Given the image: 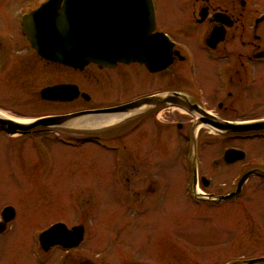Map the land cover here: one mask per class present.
<instances>
[{
  "label": "flooded vegetation",
  "instance_id": "obj_1",
  "mask_svg": "<svg viewBox=\"0 0 264 264\" xmlns=\"http://www.w3.org/2000/svg\"><path fill=\"white\" fill-rule=\"evenodd\" d=\"M44 1L46 0H0V14L9 12L12 15L17 11L21 33L28 40L22 31V16ZM151 1L152 13L142 26L149 28L151 34L160 33L162 36L157 41L155 57L161 60L168 58V62L161 68L151 69L140 61H118L113 66L88 63L82 68H74L45 59L34 49L44 64L56 65L67 74L78 73L81 78L74 80L73 77L66 76L68 79L62 77L41 87L38 92L41 101L55 104L76 103L77 108L38 117L86 111L87 120L83 127L71 125L75 121L73 120L65 125L37 126L26 131L12 130L0 125L1 138L6 139V147L12 149L10 152L7 150L8 153L0 152V172L4 170L6 173L0 179L1 184L6 183L11 175L15 179L17 166L19 169L25 166L23 163L26 157L21 156L20 148V145L23 147L25 138L30 136L32 139V134L37 132H53L54 135L50 137L53 140L51 144L58 143L69 148L80 141L87 145L86 150L90 149L89 155L95 163L93 174L97 176L107 174L99 171V166L96 165L106 160L104 155L109 154L113 168L108 175L110 183L104 184L115 194L117 203L126 204V207L132 208L133 213L149 220L154 209L169 204L172 127L175 128V138L182 145L179 181L183 182L184 191L196 203L220 204L237 200L251 176L264 179L257 174L249 175L242 183L239 195L232 199H208L196 195V192L202 195L213 194L215 197L226 195L236 190L240 178L246 172L254 169L264 171V157H259L256 153L252 155L239 146H230L220 157L224 166H237L230 190L217 195L199 190L200 186L207 187L210 184V179L201 173L203 170L197 154L198 139L204 136L201 130L203 127L208 128L205 135L208 138H227L244 144L264 142V129L228 132L212 123L250 125L264 121V0ZM151 42L155 43L154 40ZM91 66L98 70L96 80L104 84V91L107 92L100 95L103 100L95 105L90 102L93 96L89 87ZM56 84L72 85L74 90L69 94H73V97L67 100H48L40 96L42 88ZM119 106H125L126 109L101 114L93 112ZM110 114L120 116L112 123L90 124L91 116ZM65 128L76 129L78 133L76 136L58 133L57 130ZM230 148L240 150V157L227 162L224 154ZM213 161L218 163L217 159ZM98 191L97 200L102 205L103 192L101 188ZM18 192L16 191L17 198L21 201L22 194L19 195ZM2 200L6 202L0 206V264L214 263L212 257L215 253L209 252L213 248H202V253H194L187 247L145 246L140 252L138 249L134 253L122 252L125 256L116 253L119 256L112 258L108 256L111 253L105 247L79 246L86 241V230L82 224H77L83 227L79 244L69 246L73 239L71 229L75 224H68L62 218H57L48 225L33 228L29 232L25 229V222L20 219L21 204L17 206L13 200ZM56 223L64 224L67 230L54 232L49 245L45 247L40 236ZM152 233L147 235V242L169 239L167 232L157 231L162 236L156 239ZM7 243L15 249L13 255L17 256L18 262L11 253L4 252ZM192 255L194 256L191 257ZM219 256L220 254H216L215 264H242L246 260L241 257L220 262ZM207 260L210 263H206Z\"/></svg>",
  "mask_w": 264,
  "mask_h": 264
},
{
  "label": "rangeland",
  "instance_id": "obj_2",
  "mask_svg": "<svg viewBox=\"0 0 264 264\" xmlns=\"http://www.w3.org/2000/svg\"><path fill=\"white\" fill-rule=\"evenodd\" d=\"M8 13L0 14V112L8 117L27 121L48 113L77 108L76 103L55 104L41 101L38 92L45 84L66 76L79 80L80 74H67L56 65L44 64L21 33L17 11L12 15ZM11 23L13 25L9 26ZM90 73L92 77L89 87L93 95L90 102L95 105L103 100L100 95L107 92L104 91V84L96 80L98 70L94 66H91ZM201 130L204 136L198 139L197 154L203 170L201 173L210 179L209 186H200L199 190L202 192L217 195L228 192L232 187V176L236 173L237 166H224L220 159L227 147L239 146L252 155L256 153L259 157H264V142L244 144L227 138L213 139L205 137L208 128L203 127ZM57 131L59 134L74 136L78 133V130L70 128ZM174 132L175 128L172 127L169 204L154 209L149 220L133 213L132 208L126 207V204L117 203L115 194L104 184L110 183L108 175L113 168L109 154L104 155L106 160L96 165L99 166V171L107 174L97 176L93 174L95 163L89 155L90 149L86 150L87 145L80 141L69 148L58 143L51 144L53 132H37L32 134V139L30 136L25 138L23 147L20 145L21 156L26 157L24 169L17 166L15 179L11 175L6 183L0 182V206L6 202L3 198L15 201L17 206L21 204L20 219L25 222V229L29 232L33 228H42L57 218H62L68 224H82L86 230V241L79 246L105 247L111 253L108 256L112 258L122 255V252L134 253L136 249L140 252L145 246L187 247L194 253H202V248L217 249L209 251L215 253L212 264H215L216 254H220V262L241 257H263L264 179L251 176L237 200L220 204L196 203L184 191L183 182L179 181L182 145L175 138ZM1 137L0 134V152H10L12 149L6 147V139ZM214 159L218 163H214ZM3 175H6L4 170L0 172V179ZM100 184L103 186L100 187ZM100 188L103 192L101 196H104L102 205L97 200ZM16 191H20L19 195L22 194L21 201L17 198ZM157 231L167 232L169 239L147 242L150 232H153L155 239L162 236ZM9 243L5 245L4 252L11 253L18 262L17 256L13 255L15 249ZM27 245H30L29 233ZM118 249L121 251H117ZM205 262L210 263L208 260Z\"/></svg>",
  "mask_w": 264,
  "mask_h": 264
},
{
  "label": "water",
  "instance_id": "obj_3",
  "mask_svg": "<svg viewBox=\"0 0 264 264\" xmlns=\"http://www.w3.org/2000/svg\"><path fill=\"white\" fill-rule=\"evenodd\" d=\"M152 8L151 0H46L23 15L22 31L41 57L74 68H82L90 62L113 66L118 61H140L151 69H158L168 62V58L161 60L155 57L157 41L162 36L160 33L151 34L149 28L142 26L145 19L150 17ZM73 90L72 85L56 84L42 88L40 96L48 100H67L73 97V94H69ZM125 109V106H119L93 112L101 114ZM86 114L88 112L78 111L27 121L0 115V125L12 130L26 131L37 126L65 125L85 117ZM212 123L228 132L264 129V121L250 125ZM240 152L233 148L227 149L224 160L233 161L240 157ZM251 174L264 177V171L254 169L242 175L236 190L226 195L215 197L213 194L202 195L198 192L196 195L219 200L235 198L240 193L242 183ZM65 230L67 229L64 224H53L41 234L40 239L46 247L54 232ZM71 232L73 239L68 245L77 246L82 238L83 227L76 225ZM257 262H264V256L246 259L242 264Z\"/></svg>",
  "mask_w": 264,
  "mask_h": 264
},
{
  "label": "bare ground",
  "instance_id": "obj_4",
  "mask_svg": "<svg viewBox=\"0 0 264 264\" xmlns=\"http://www.w3.org/2000/svg\"><path fill=\"white\" fill-rule=\"evenodd\" d=\"M0 115L6 116L2 112H0ZM120 114H110V115H100V116H91L90 117V124L91 125H101V124H107L112 123L115 120L119 118ZM87 117H80L76 119L74 122L70 123L73 126L76 127H83L86 123Z\"/></svg>",
  "mask_w": 264,
  "mask_h": 264
}]
</instances>
